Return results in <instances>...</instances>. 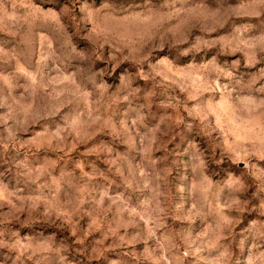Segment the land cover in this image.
<instances>
[{"label":"rangeland","instance_id":"rangeland-1","mask_svg":"<svg viewBox=\"0 0 264 264\" xmlns=\"http://www.w3.org/2000/svg\"><path fill=\"white\" fill-rule=\"evenodd\" d=\"M0 264H264V0H0Z\"/></svg>","mask_w":264,"mask_h":264}]
</instances>
